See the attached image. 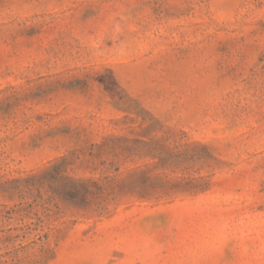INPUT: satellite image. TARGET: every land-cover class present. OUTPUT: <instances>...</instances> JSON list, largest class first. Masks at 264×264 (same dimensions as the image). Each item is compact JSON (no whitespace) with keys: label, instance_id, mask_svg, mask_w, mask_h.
I'll return each mask as SVG.
<instances>
[{"label":"rangeland","instance_id":"1","mask_svg":"<svg viewBox=\"0 0 264 264\" xmlns=\"http://www.w3.org/2000/svg\"><path fill=\"white\" fill-rule=\"evenodd\" d=\"M0 264H264V0H0Z\"/></svg>","mask_w":264,"mask_h":264}]
</instances>
